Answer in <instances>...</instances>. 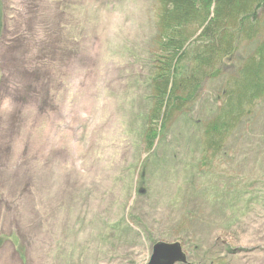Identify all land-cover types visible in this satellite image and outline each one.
Listing matches in <instances>:
<instances>
[{"label":"rangeland","instance_id":"obj_1","mask_svg":"<svg viewBox=\"0 0 264 264\" xmlns=\"http://www.w3.org/2000/svg\"><path fill=\"white\" fill-rule=\"evenodd\" d=\"M159 7L0 0V264H150L158 243L264 264V97L220 152L205 136L254 45L155 137Z\"/></svg>","mask_w":264,"mask_h":264},{"label":"trees","instance_id":"obj_2","mask_svg":"<svg viewBox=\"0 0 264 264\" xmlns=\"http://www.w3.org/2000/svg\"><path fill=\"white\" fill-rule=\"evenodd\" d=\"M159 1L161 55L157 72L152 73L155 137L159 123L165 125L174 113L197 100L207 82L222 78L242 46L254 45L248 58L229 73L219 112L206 127V148L218 153L226 137L264 97V0ZM54 50L61 52L60 65L71 66L70 51Z\"/></svg>","mask_w":264,"mask_h":264},{"label":"water","instance_id":"obj_3","mask_svg":"<svg viewBox=\"0 0 264 264\" xmlns=\"http://www.w3.org/2000/svg\"><path fill=\"white\" fill-rule=\"evenodd\" d=\"M186 255L178 243H158L153 247L150 264H185Z\"/></svg>","mask_w":264,"mask_h":264}]
</instances>
